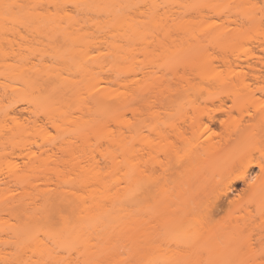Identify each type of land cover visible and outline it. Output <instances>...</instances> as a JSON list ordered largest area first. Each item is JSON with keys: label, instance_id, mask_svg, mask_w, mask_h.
I'll return each mask as SVG.
<instances>
[{"label": "rangeland", "instance_id": "obj_1", "mask_svg": "<svg viewBox=\"0 0 264 264\" xmlns=\"http://www.w3.org/2000/svg\"><path fill=\"white\" fill-rule=\"evenodd\" d=\"M184 2L185 0H155L157 5L154 9L149 7L148 2H139L134 7V18L144 21V23H149L146 24L147 34L145 40H137L136 46L134 47L133 45L137 53L129 59H135L131 61L126 59V62L122 61L123 63L120 65L113 60L105 59L103 63L107 65L106 68L97 66L104 58L101 60L96 59L94 61L95 70L93 66L95 72L93 75L95 79L93 80L89 77V71L87 73L83 71L80 76L79 74L76 75L75 71L79 70V67L74 68V66L76 62H81L79 56L78 59L80 61L74 60L75 58L73 60L71 58L68 59L66 64L68 63L69 65L66 67L62 65L65 62L60 58H51V56L54 57L55 55L52 49L54 46V49L58 48L57 52H59L58 50L68 49L70 51L77 49L78 52L81 51L84 54L85 51H88L86 50L87 48H91L93 53L89 50V59L91 56H100L99 51H101V48L102 52L105 54L107 52L102 34L94 32L89 36L86 32L73 34L72 37L66 38L59 31H54L52 28L40 30L34 28L33 25H30L31 27H20L19 31L15 33L0 32V49L4 48L9 52L11 51L10 53L19 51V55L28 56L29 59L28 57L25 58L29 60V63L26 59L22 60V62L24 61L25 63L26 61L25 64L27 66L28 64L32 65L30 67L32 70L36 68L45 72L52 69L54 72H49L55 73L59 69L58 71H64V73L62 72L63 74L67 75L70 72L67 76L70 75L72 76L71 78L82 81V87L78 95H75V97L67 96L63 101H60L62 106L60 104V106H56L57 108L63 107L67 114L59 116L58 111V113H53L55 115V118H53L54 124H56L55 127L47 124V116L45 112H41L40 126L44 128L31 131L26 141H23V144L14 148V145L10 146L4 152L5 157L2 155L0 158V189L10 187L12 190V193L10 192L11 195L21 196V198L28 200L35 199L37 204H42L49 197L52 200L57 195H61L60 192L64 196L68 194L69 197H72V186L73 184L77 185L73 182V179H75L74 168L78 170V167L81 166L82 169L94 166L93 169L96 168V170L101 168V171H107L108 169L111 170L112 173L110 175L112 174L111 177L114 178L115 174L120 173L117 170L119 169L117 166L120 163L121 169L122 166H128L129 161L134 164H132L134 170L133 182L137 178L140 190L145 192L139 200L135 211L138 224V246L135 250L129 246L124 247L121 251V260H117V262L108 261L103 264H255L254 260L256 257L258 258L259 255L264 257V224L262 225L259 221H257V224L246 222L249 219H260L258 209L264 206V199H258L251 194L233 195L237 199L235 206L210 218L211 225L205 213L196 218L197 222L201 220V224L197 225L189 221L181 222L184 217L181 218L177 214L184 215V213H180H182L181 210L184 212L186 197L188 198L189 195L186 182L188 175H186L187 168L185 164L187 152L196 142L206 139L217 140L221 133L220 127L205 130L203 126L199 125L197 128L199 137L197 139L193 137L190 131L183 133L188 124L192 121L198 123L199 119L207 112V109H214L218 103V98L225 94H229L231 99H236V106H244L242 108L246 109L250 114L259 116L264 112V103L261 101L255 102L254 99L251 102L250 99L255 95L257 97L261 96L260 92L256 91L254 94V91L258 90V87L264 88V81H252L248 88H243L242 86L229 84V80L226 79L240 72H255L250 69L253 65L264 72V65L260 62L262 58L264 62V0H212V8H209L207 4L208 8L199 6L191 8L189 12L191 14L189 16L185 15L187 16L185 20L188 21V28L180 31V34L174 33L173 39H175L176 44L172 47L173 42L171 43L168 39L162 37L161 27H163V23L172 24L173 21L184 16V13L181 14L185 10L183 8ZM198 12L202 13L199 14ZM72 14L76 15L74 11ZM223 30L233 32L235 37L229 41L211 39L212 35ZM158 35L160 36L158 37ZM162 39L167 40L166 46L157 43V41ZM197 41L199 42L198 45ZM179 42L182 44L185 42L186 46L190 42V44L193 42V45H196L193 47L188 44L189 47L191 46L195 49L194 58V52L188 55L183 51L179 53L182 47L180 45V48L177 47L179 51L176 54L175 45L178 46ZM3 50H1L0 54H2ZM182 50H185V48ZM12 55L9 56V59L5 55L3 57L7 60L4 59L2 61L1 59L0 61V102L2 103H0V110H4L0 112L3 113L5 120L6 113L4 114V112L11 111L12 116L18 114L20 121L26 122L27 118L29 119V116H31L28 108L34 110L33 104L31 105L24 98L13 96L11 92L14 88L18 89L24 86L19 78L21 73L18 74L19 77L16 76L19 73L18 70L16 74H13L16 72L13 70V67L14 69L16 67L14 65H19L20 67L17 66L16 69L21 68L22 70L26 65L19 61L20 58L16 57L18 54H15V57ZM189 58L191 60L188 61ZM9 64L11 65L9 66ZM54 66L58 67V69L54 70ZM82 74H84V77ZM214 75H217V80L215 81L211 79ZM98 81L99 84L97 86L92 85V83L96 84ZM109 81L110 83L111 81L115 83L112 82L113 84H110L108 83ZM150 81H154L152 91L146 94L138 93ZM116 82H120V85H117ZM90 85L93 86L91 90ZM100 86L102 88H111L113 92L118 93L117 96L122 98H128L136 92L137 100L135 102H137L139 111L136 114L128 111L123 119L119 118L118 114L102 119L101 123L94 127L93 130H88L87 138L74 139L72 136V141L76 142V153L73 151L69 155L67 152L65 153L67 156L63 152L61 153L64 155L58 153L60 151L58 150L57 152L58 148L56 149V147H59L61 142H63V138L68 140L71 137L70 135H73L72 130L75 128L76 123L74 121H79L87 113L89 105H87L88 107L85 110L81 108L85 107L86 103L91 104V92L96 88L98 89V87L102 89ZM171 90H184L186 93H183L184 95L176 100V96L170 92ZM116 97H113L111 102H116ZM232 104L233 101H229V105ZM1 105L4 107L1 108ZM80 110L86 113L84 112L83 115ZM246 110L244 111L245 114ZM240 114L241 112L239 111L233 112L231 122L239 120ZM66 115L68 116L66 117ZM86 116L88 117L86 114L84 118H87ZM3 118L0 115V119L4 121ZM10 120H6L7 123L9 122L8 125L12 124ZM119 137L123 139H120L123 141L121 144V141L117 139ZM116 139L120 141H118L120 148L117 146ZM123 144L126 146H123ZM42 147L43 149H52L53 147L54 152L56 151L57 156L60 158H46L43 161L40 158H36V156L41 154ZM126 147L128 151L124 150ZM253 149V147L249 146L244 150L234 152L232 156L236 155V159H238V153L245 154V157L252 155L256 158H262L261 156H264V147ZM58 154L63 156L61 157ZM118 161L121 162L119 163ZM246 162V160L242 159L234 162L226 161L221 165L217 161L215 163L213 160H207L201 168V174H204L201 178L206 177V179L201 180L200 191L203 201L206 202L212 199L227 188L230 181L245 170L243 164ZM28 167H33L34 170L29 172L24 178L11 182V176L15 171ZM126 169H122V175L118 174L122 176L121 178L119 177L120 180L124 177L120 184L122 183L125 188L128 186L127 183H133L131 181L132 173H130V182L126 183L127 177L124 175L127 171ZM255 172H258V169ZM91 183L93 184V182ZM195 184L197 188L198 183L195 182ZM90 187L84 188L85 191L90 192L89 190L93 188L91 185ZM186 188L187 190L185 191ZM237 188L239 191L243 188V185L238 184ZM87 191L85 192L86 194L83 192L85 196L89 194H87ZM4 192L0 193L3 194ZM2 214L6 215L5 213ZM3 215L0 217V249L1 247L4 249L2 240L10 238L11 233L20 221V218L13 217L10 219L8 215L5 216L8 218ZM180 223L184 225L183 230L186 231V235L178 233V227L182 225ZM190 224L195 227L194 230H191L192 226ZM48 225L50 229L58 230L62 227V222L56 217ZM199 225H202L204 229L201 230ZM206 230H216L223 233V235H219L217 238L206 236ZM260 237H262L261 243H257ZM217 243L219 246L227 248L226 250L235 248V245L238 244L241 246L242 251L240 254H230L228 251L221 256L212 257L207 250L212 249L213 247L211 246ZM2 252L6 260L0 259V264H8L9 261L13 260V264H24L23 261L30 263L39 260V257L31 252L25 253L20 258H15V252L11 251L10 248L4 249Z\"/></svg>", "mask_w": 264, "mask_h": 264}, {"label": "bare ground", "instance_id": "obj_2", "mask_svg": "<svg viewBox=\"0 0 264 264\" xmlns=\"http://www.w3.org/2000/svg\"><path fill=\"white\" fill-rule=\"evenodd\" d=\"M139 2H148L147 4H149L151 9H154L157 5L155 0H0V32L15 33L19 31L20 27H31L30 25H33L34 28H38L40 30H44V28H52L54 31H59V33L63 34L66 38L72 37L73 34H82L86 32L89 36L94 32L102 34L104 38L103 43L106 45L107 52L105 54L102 52L101 48V51H99L100 56H91V60L89 59V50H91V48H87V52L84 50L85 53L83 54L81 51L78 52L76 48V50H70L69 48L70 51L67 49L63 51L58 50L59 52H57L58 48L54 49V46V50L52 49V52H55L54 57L49 54L51 58H60L63 62H65L62 65L66 67L69 65L68 63L66 64L68 59L71 58L73 60V58H75L74 60L77 59V61L81 59V62L79 63L75 61V66H77H74V68L79 67V70L75 71L76 75L79 74L80 76V73H83V71H86V73L89 71V77L93 80L95 79L93 75L95 73L94 70L96 65L94 64V61H96V59L101 60L104 58V60H98L101 63L97 66L102 68L107 67V65L103 63L105 62V59L113 60L117 62V64L119 63L118 65L123 62L125 63L126 59L129 61L135 59H129L137 53L135 50L136 48L134 49L133 45L134 47L136 46V43H138L137 40H145V36L147 34L146 24L149 23H144V21H139L134 18V7L138 5ZM211 2L212 0H185L183 6L185 10L181 12V14L184 13V16H182L181 19L173 21L172 24L168 22L163 23V27H161L163 36H161L168 39L169 42H173L172 47H174V44H176L174 41L175 39H173L174 33L177 32L180 34V31L187 30L188 21L185 20V18L191 14L189 13L191 8L197 6H208L209 8H212ZM73 11L76 15L72 14ZM198 13L201 14L202 12ZM159 36L160 35H158V37ZM212 36V38L210 37L212 40L224 39L228 41L235 37L233 32L226 30L218 31ZM162 40L163 42H161ZM162 40L157 41V43L163 44L162 46H166L167 40ZM186 42H188V40H186ZM180 43L181 42H179L178 46L175 45V50H177L176 54L179 51L177 47L180 48L181 46L182 47L179 53L183 51L188 55L195 51L193 47L196 45H193V42L192 44H190L191 42L187 43V46L190 44L193 47H187L185 42L183 43L184 47L183 44ZM196 43L197 45L199 44L198 41ZM159 46L161 47V45ZM183 47L185 50H182L184 49ZM3 49H0V53ZM3 51L2 54H0L2 55L0 56V61L1 59L2 61L6 59L3 56L6 55L5 57L8 56L7 58L9 59V56L12 54V56L18 54L15 56L18 59L20 58L19 61L21 62L22 60L29 59L28 56L19 55V51L17 53L14 51H12L13 53H10L11 51L9 52L5 50L4 52L7 51V54H4ZM91 51L93 53V50ZM195 54L196 52H194L193 58ZM25 57H28V59ZM262 59H260V62L264 65ZM189 60L191 59L189 58L188 61ZM22 63H24V61ZM10 65L11 64H9V66ZM62 65L61 67H63ZM14 66L17 67L19 65L16 64ZM26 66L25 68L28 67L26 70L25 68L23 70L21 68L16 69V67L15 70L13 67L14 72L16 71L15 73L12 72L13 70L10 67L13 74H16L19 71L16 76L21 73V75H19L20 77H18L21 80L20 82L24 85V88L22 87L23 89L14 88L11 92L13 96L24 98L31 105L33 104L32 107H34V110H32V108H28L31 116H29V119L27 118L26 122L22 120L20 121L18 114H16L17 116H12L10 113L11 111H5L4 114L6 113V120L12 119L10 120L12 121V124L10 125H8L9 122L7 123L5 120L3 113L0 112L1 118L4 117V121L0 119V158L2 155L4 156V152L7 151L10 146L14 145V148L17 145L23 144L31 131H37L39 130L38 128H42L40 126V120L42 117L40 115L41 112H45V115L47 116H45L47 124L54 125L55 127L56 124H54L53 120V118H55V112H59V116L67 114L66 111L63 110V107H59V110L56 106H62V102L60 101H63L67 98V96L75 97V95H78L82 87L81 80L77 81L76 79L71 78L72 76H67L70 72H68L67 75L63 74L64 71H58V67L54 66L55 68L53 67V69L56 70L57 68L58 70L57 72L55 71V73H51L49 71H52V69L44 72L36 68H33L35 70H32V68H30L32 65L30 64H28L27 67ZM253 66H251L250 69L255 72H240L226 78L229 80V84H235V86L248 88L252 81H264V72L259 70L257 66V68ZM256 70L258 71L256 72ZM83 75L84 74H82V76ZM211 79L214 81L217 80V75L212 76ZM112 82L115 83L114 81H111V83ZM108 83H110V81ZM153 83L154 81H150V83L145 84L138 93L146 94L151 92L153 89ZM97 84H99V81L96 84L92 83L93 86H97ZM118 84L120 85V82H118L117 85ZM93 86L90 87V90ZM95 90H93L94 92H91L92 94L94 93L90 96L91 104L86 103V106L81 108L85 110L88 107L87 105H89L86 111L87 113L84 111L88 115V117L86 116L88 119L84 118L86 114L84 115L83 110H80L83 112L84 116H82L79 121H74V123H76L75 128L72 130L73 135H70L71 137L68 138V140H66L67 138H63V142L59 145L60 148L58 146H54L56 149L58 148L57 152L58 150L60 151L58 153L63 152L65 154L68 152L69 155L70 152L73 153V151L76 153V142L72 141V136L74 139L87 138L86 135H88V130H93L94 127L101 123L102 119H106L107 117H110V115L112 116L114 114H118L119 118L123 119L126 112L131 111L133 114H136L139 111L137 102H135V100H137L136 92L131 94L128 98H122L121 96H117L118 93L113 92V90L109 87L102 89L98 87V89L96 91ZM256 91L260 92L261 96H252L253 98H250L251 102H253L254 99L255 102L261 101L264 103V88L258 87V90H255L254 94ZM14 92L17 93L15 94ZM170 92L176 96V100L181 98L180 96H183L186 93L184 90H171ZM113 97L117 98L116 102H111ZM229 101H233V104L229 105ZM235 101L236 99H231L229 94L220 96L218 98V103L216 105L214 104V109H207V112H205L204 116L199 119L200 121H198V123H195L194 121L190 122L187 128H185V132H183L187 133V131H190L193 137L197 138L199 137V133L197 131L199 125L203 126L205 130H211L214 127H220L221 129V133L219 134V138L217 140H201L196 142V144L187 152L185 164L187 168L186 175H188L186 182L189 195L188 198L186 197L185 209H183L184 212L181 210L182 213H180H184V215L181 216L177 213L181 218L184 217L181 222L189 221L192 224H201V220L197 222L196 218L205 213L210 223V218H213L214 215H218L224 210L235 206L237 199L234 198L233 195L240 196L241 194H251L258 199H264V156H261L262 158H256L252 155H249L250 157H245V154L243 153L237 154L238 159L235 158L236 155L232 156L234 152L244 150L249 146L253 147V150L264 147V112H262L259 116H257V114H250L246 109L242 108L244 106H236ZM90 102L88 101V103ZM3 107L1 105V108ZM245 110L246 114L244 113ZM0 111L4 110L1 109ZM235 111L241 112L240 118L236 122H231L233 112ZM68 115H66V117ZM8 116H10L9 119H7ZM47 124L45 123L46 126H48ZM57 128L60 129L59 127ZM78 130L79 132L77 133ZM196 138L195 140L198 139ZM117 139L120 140L122 137ZM118 141L117 146L121 140L119 142ZM121 143H123V141H121L120 144ZM123 146L126 145L123 144ZM124 150L128 151L127 147L124 148ZM75 153L74 155H76ZM63 155L59 156L62 157ZM52 157H57V159L60 158L57 156L56 151L54 152L53 147L52 149H43L42 147L41 154L36 156V158H40L42 161L46 158L49 159ZM229 158H231V160H229ZM242 159L247 161L243 164L245 170L240 175L234 177L228 184L227 188H225L222 192L215 195L212 199L204 202L200 191L202 184L201 180L206 179L205 176L203 179L201 178V176L204 175L203 173L201 174V168L204 163L207 162V160H213L215 163L217 161L219 164L223 165L226 161L234 162L241 161ZM118 162L120 163L121 161ZM132 164L133 163L129 161L127 164L128 166L130 165L129 167L122 166L123 170L124 168H127V171L124 174L127 177H125L127 179L126 183L131 179V175V181L133 182L134 164ZM120 166L121 163L117 166L119 167L117 170H119L120 173H118L117 170L116 172L122 175L123 170ZM93 167L91 166L90 168L82 169L81 166L78 167V170L77 168H74L73 173L75 174V179H72L77 185L73 184L72 186V197H69L68 194L64 196L62 195L63 193L60 192L61 195H57L54 199L51 200L49 197L47 200H44L42 204H37L35 199L28 200L26 198H21V196L11 195L12 190L10 187L0 189V192L5 191L3 194L0 193V217H2V213H5L10 219L13 217L20 218L19 224L11 233L10 238L1 239L4 249L7 250L10 248L11 251H14L15 258H20L27 252H31L39 257L38 261L30 263H25L23 261L24 264H103L108 261L117 262V260H121V251L124 247L129 246L131 249L135 250L138 246V224L135 211L139 200L145 192L140 190L141 188L137 184V178L134 180L135 182L131 184L127 183L128 186L125 188V186H122V183L120 184V181L124 177L120 180L122 176L115 174L113 178L111 177L112 174L110 175V173H112L111 170L107 169V172L104 169V171H101V168L98 170H96V168L93 169ZM256 169H258V172H255ZM33 170V167H28L26 169L15 171L11 176V182L13 180L24 178ZM130 173L132 174L130 175ZM91 182H93V184ZM195 182L198 183L197 188ZM88 183L90 184L87 185ZM7 184H9V182H7ZM238 184L243 185V188L239 191L237 188ZM90 185L93 188L92 190H89L90 192L86 190L87 194H89L85 196V189L86 187L89 188ZM186 190L187 188L185 191ZM81 192H84L85 194L83 193V195ZM258 214L260 218L259 220L255 218L253 220H246V222L249 221L252 224H257V221H259L263 225L264 206L258 209ZM6 215L3 216L5 217ZM56 217H58L62 222V227L58 230L50 229L48 224H51ZM183 226V224L179 225L180 228L178 227L177 231L179 234L186 235V231L183 230ZM199 226H201V230L204 229L202 225ZM194 228L195 227L192 226L191 230H194ZM205 235L217 238L219 235H223V233L216 230H206ZM261 238L262 237L257 240V243H261ZM211 247L213 248L208 249L207 252H209L212 257L221 256L224 252L228 251L230 254H240L242 251L241 246L238 244L235 245V248L228 250H226L227 248L219 246L218 243L212 245ZM1 249L4 250L2 247ZM1 249L0 259L6 260L4 259L5 255H2L3 252ZM13 263L14 260L8 262V264ZM254 263L264 264V257L259 255V257H256L254 260Z\"/></svg>", "mask_w": 264, "mask_h": 264}]
</instances>
